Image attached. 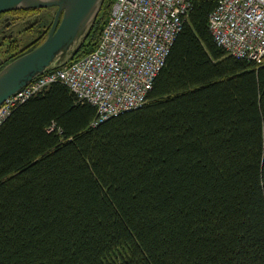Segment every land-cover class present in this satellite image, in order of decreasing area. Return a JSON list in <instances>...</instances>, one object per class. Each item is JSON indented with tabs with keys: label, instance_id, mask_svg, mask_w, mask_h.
<instances>
[{
	"label": "trees",
	"instance_id": "1",
	"mask_svg": "<svg viewBox=\"0 0 264 264\" xmlns=\"http://www.w3.org/2000/svg\"><path fill=\"white\" fill-rule=\"evenodd\" d=\"M112 2L73 60L96 48ZM215 6L193 0L139 108L93 126L95 108L60 82L12 108L0 264H264V63L215 44Z\"/></svg>",
	"mask_w": 264,
	"mask_h": 264
},
{
	"label": "built area",
	"instance_id": "2",
	"mask_svg": "<svg viewBox=\"0 0 264 264\" xmlns=\"http://www.w3.org/2000/svg\"><path fill=\"white\" fill-rule=\"evenodd\" d=\"M112 1L96 48L7 99L0 124L12 108L54 82L95 108L93 126L146 102L193 0ZM214 1L207 25L215 44L234 58L264 63V0Z\"/></svg>",
	"mask_w": 264,
	"mask_h": 264
},
{
	"label": "water",
	"instance_id": "3",
	"mask_svg": "<svg viewBox=\"0 0 264 264\" xmlns=\"http://www.w3.org/2000/svg\"><path fill=\"white\" fill-rule=\"evenodd\" d=\"M104 0H0V14L56 8L51 27L35 49L0 70V106L37 76L72 61L81 49Z\"/></svg>",
	"mask_w": 264,
	"mask_h": 264
},
{
	"label": "rangeland",
	"instance_id": "4",
	"mask_svg": "<svg viewBox=\"0 0 264 264\" xmlns=\"http://www.w3.org/2000/svg\"><path fill=\"white\" fill-rule=\"evenodd\" d=\"M26 14L27 13L22 12H11L7 13L6 16L1 17V21H6L8 23L11 22L13 23V25H16H12L13 28L11 29L13 39H11L10 41L3 42L2 45L0 44V65L4 64V62H6L9 58L11 59V57L17 54L18 52L23 51L34 41H36L38 37H40L41 34L37 31H29L27 30V28L20 29L17 25L19 20L30 18L29 16H25Z\"/></svg>",
	"mask_w": 264,
	"mask_h": 264
},
{
	"label": "flooded vegetation",
	"instance_id": "5",
	"mask_svg": "<svg viewBox=\"0 0 264 264\" xmlns=\"http://www.w3.org/2000/svg\"><path fill=\"white\" fill-rule=\"evenodd\" d=\"M55 11H56V8L10 11V12L0 14V19L2 16H6L7 13H11V12L27 13L25 16H29L30 18L19 20L17 25L19 26L20 29L27 28V30L29 31L35 30L41 34L46 29L47 31H49V28L51 27L53 19H54ZM1 20H0V44L2 45L3 42L10 41L11 39H13V34L11 32L12 31L11 29L16 24L13 25V23L11 22L8 23L6 21H1Z\"/></svg>",
	"mask_w": 264,
	"mask_h": 264
},
{
	"label": "bare ground",
	"instance_id": "6",
	"mask_svg": "<svg viewBox=\"0 0 264 264\" xmlns=\"http://www.w3.org/2000/svg\"><path fill=\"white\" fill-rule=\"evenodd\" d=\"M70 62H71V61H70ZM70 62H69V63H70ZM67 64H68V63H67ZM67 64H66V65H67ZM64 66H65V65H64ZM62 67H63V66H62ZM59 68H60V67H59ZM39 76H40V75H39ZM37 77H38V76H37ZM37 77H36V78H37ZM33 80H34V79H33ZM25 87H26V86H25ZM25 87H24V88H25ZM22 89H23V88H22Z\"/></svg>",
	"mask_w": 264,
	"mask_h": 264
}]
</instances>
